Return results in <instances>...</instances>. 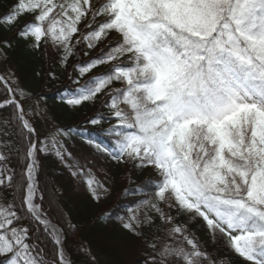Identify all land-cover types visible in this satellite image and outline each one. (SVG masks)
Masks as SVG:
<instances>
[{
	"label": "snow or ice",
	"instance_id": "6c2138e0",
	"mask_svg": "<svg viewBox=\"0 0 264 264\" xmlns=\"http://www.w3.org/2000/svg\"><path fill=\"white\" fill-rule=\"evenodd\" d=\"M17 42L46 59L50 81L71 68L70 110L100 113L41 133L46 97L22 86ZM77 135L94 156L69 150ZM45 158L97 204L113 178L95 160L122 165L129 184L152 171L101 216L136 241L130 264H264V0H11L0 12V264H73L65 239L76 225L41 181ZM81 246L83 264H99Z\"/></svg>",
	"mask_w": 264,
	"mask_h": 264
},
{
	"label": "trees",
	"instance_id": "16d2710c",
	"mask_svg": "<svg viewBox=\"0 0 264 264\" xmlns=\"http://www.w3.org/2000/svg\"><path fill=\"white\" fill-rule=\"evenodd\" d=\"M11 0H0V12H2ZM12 64L19 76L22 86L29 89L34 96L43 95L46 99L39 100L43 109V118L37 119L36 127L43 133L46 130L47 122H54L61 127H78L87 118L96 116L101 111V105H89L83 110H70L61 101V90L65 87H75L71 84L69 76L72 74L71 68L65 70L57 67V79L48 80L46 76L47 61L39 54L33 53L24 46L22 42H17L10 53ZM95 55V51L90 53ZM101 70H105L102 66ZM39 71L41 75L35 76ZM110 125L104 123L96 127L87 126L90 132H99L107 129ZM103 139L107 142L106 138ZM69 150L78 158L92 157L95 155L94 146L87 144L79 135L68 142ZM98 165L95 171L108 173L113 178L112 192L103 204L94 203L87 192L80 191L68 170L54 158H45L41 173L42 183L48 184L51 195L56 197L59 209L67 216L72 217L76 228H69L65 239V253L73 264H83L85 253L81 246L84 245L92 249V254L97 257L99 264H130L131 261L139 259L138 255H133L137 244L130 236L124 234L119 228L108 229L109 221L101 218L102 213L114 207L117 203L126 201L122 198V188H138L147 184L154 177L150 169L138 170L132 175L133 183L129 184L124 179L129 175L122 165H117L110 160H95ZM130 167V166H129ZM116 223V221H111ZM192 231L200 238L201 242L214 256H223L222 244L214 243L199 224L189 221Z\"/></svg>",
	"mask_w": 264,
	"mask_h": 264
},
{
	"label": "rangeland",
	"instance_id": "374dc122",
	"mask_svg": "<svg viewBox=\"0 0 264 264\" xmlns=\"http://www.w3.org/2000/svg\"><path fill=\"white\" fill-rule=\"evenodd\" d=\"M95 171V170H94ZM98 174H100L101 176L104 174V172H99L98 171ZM76 185H77V188L78 190L80 191H84L85 192V189L83 188L82 184L80 181L76 180ZM66 254V253H65Z\"/></svg>",
	"mask_w": 264,
	"mask_h": 264
}]
</instances>
